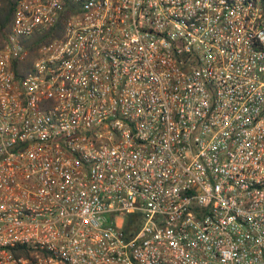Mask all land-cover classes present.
Here are the masks:
<instances>
[{"label": "built area", "instance_id": "1", "mask_svg": "<svg viewBox=\"0 0 264 264\" xmlns=\"http://www.w3.org/2000/svg\"><path fill=\"white\" fill-rule=\"evenodd\" d=\"M15 2L0 264H264V0Z\"/></svg>", "mask_w": 264, "mask_h": 264}, {"label": "trees", "instance_id": "2", "mask_svg": "<svg viewBox=\"0 0 264 264\" xmlns=\"http://www.w3.org/2000/svg\"><path fill=\"white\" fill-rule=\"evenodd\" d=\"M15 5V0H0V39H2V35L6 34L9 31L14 16ZM62 26L63 25L61 17L54 28L43 32V34L41 35H35L29 40L25 41L26 47L28 49V57L26 62H17L13 66L16 76H21L23 71L29 70L35 57V50H37V48L42 44L46 43L49 38H55L56 36H59L63 29ZM138 218L139 216L137 214H129L125 217L124 227L126 231L133 233L140 227ZM20 250L22 251V253L27 252V249L25 248L17 249V251ZM18 253L20 252H15V254Z\"/></svg>", "mask_w": 264, "mask_h": 264}]
</instances>
